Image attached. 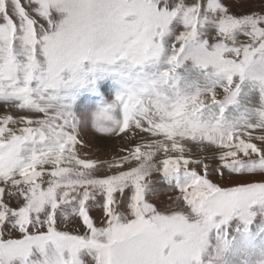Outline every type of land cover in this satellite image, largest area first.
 I'll list each match as a JSON object with an SVG mask.
<instances>
[{"label": "snow or ice", "instance_id": "snow-or-ice-1", "mask_svg": "<svg viewBox=\"0 0 264 264\" xmlns=\"http://www.w3.org/2000/svg\"><path fill=\"white\" fill-rule=\"evenodd\" d=\"M0 264H264V0H0Z\"/></svg>", "mask_w": 264, "mask_h": 264}, {"label": "rangeland", "instance_id": "rangeland-1", "mask_svg": "<svg viewBox=\"0 0 264 264\" xmlns=\"http://www.w3.org/2000/svg\"><path fill=\"white\" fill-rule=\"evenodd\" d=\"M113 144H115V142H113ZM113 150H115V149H113Z\"/></svg>", "mask_w": 264, "mask_h": 264}]
</instances>
